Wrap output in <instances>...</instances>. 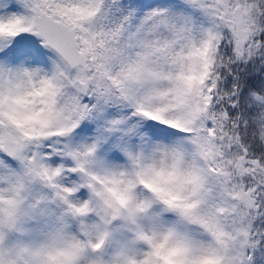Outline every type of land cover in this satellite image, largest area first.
I'll list each match as a JSON object with an SVG mask.
<instances>
[{
  "label": "snow or ice",
  "instance_id": "snow-or-ice-1",
  "mask_svg": "<svg viewBox=\"0 0 264 264\" xmlns=\"http://www.w3.org/2000/svg\"><path fill=\"white\" fill-rule=\"evenodd\" d=\"M36 180L104 224L158 203L123 264H264V0H0V240Z\"/></svg>",
  "mask_w": 264,
  "mask_h": 264
},
{
  "label": "rangeland",
  "instance_id": "rangeland-1",
  "mask_svg": "<svg viewBox=\"0 0 264 264\" xmlns=\"http://www.w3.org/2000/svg\"><path fill=\"white\" fill-rule=\"evenodd\" d=\"M25 198L28 215L17 230L5 234V238L0 240V248L5 250L35 248L57 227L77 232L81 226V222L72 220L67 211V204L57 195V190L46 183L39 180L31 182L25 189ZM78 198L86 199L87 196ZM147 200L146 193L139 189L135 191L133 204ZM167 217L168 214L158 203H149L144 210L136 211L131 216L126 213L111 218L108 223L110 235L105 251L107 264H113V261L119 264L125 257L138 260L147 249V245L137 238V231H149L159 224L166 223ZM99 219L96 212L88 213L82 218V225L91 228Z\"/></svg>",
  "mask_w": 264,
  "mask_h": 264
},
{
  "label": "clouds",
  "instance_id": "clouds-1",
  "mask_svg": "<svg viewBox=\"0 0 264 264\" xmlns=\"http://www.w3.org/2000/svg\"><path fill=\"white\" fill-rule=\"evenodd\" d=\"M126 213V210L122 208L121 215ZM71 218L74 221L81 222V226L78 228L77 232L67 231L66 233L67 237L76 238V244H72L71 239H68L62 247L55 248L51 246L49 236L38 247H26L27 250L23 252L21 264H57V261L61 259H63L64 264H107L105 260V251L110 235L108 229L109 222L104 224L101 219H99L91 228H85L82 225L83 217L71 216ZM97 225H99V227H97ZM84 231L91 232V244L81 239ZM145 234H150V230L145 231ZM145 251H147V249ZM144 258L145 257L142 255L138 260ZM123 260L124 258L120 260L119 264H123ZM113 264H116V261H113Z\"/></svg>",
  "mask_w": 264,
  "mask_h": 264
}]
</instances>
